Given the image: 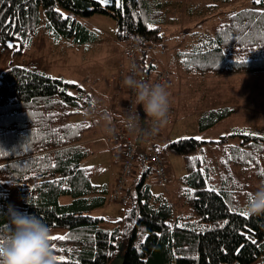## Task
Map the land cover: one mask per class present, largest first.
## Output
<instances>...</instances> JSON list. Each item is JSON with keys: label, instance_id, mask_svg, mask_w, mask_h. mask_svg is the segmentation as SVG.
<instances>
[{"label": "trees", "instance_id": "obj_1", "mask_svg": "<svg viewBox=\"0 0 264 264\" xmlns=\"http://www.w3.org/2000/svg\"><path fill=\"white\" fill-rule=\"evenodd\" d=\"M123 2L122 12L114 3L104 5L100 0H0V49L9 48V43L17 46L15 53L30 47L39 33L42 12L55 38L75 44L96 38L79 17L97 13L116 19L120 41L165 43L167 0ZM260 9L253 1L251 7L219 21L210 33L195 31V39H188L177 52L183 69L194 75L264 71ZM144 64L148 83L157 66L148 58ZM67 81L17 65L0 74V235L10 230L8 214L13 212L36 215L51 230L64 229L54 236L71 239L52 241L54 253L78 264H264V214L247 218L239 214L254 193L251 182L264 181L260 174L264 132L241 127L218 140L180 138L163 146L164 153L181 154L187 164L177 205L152 192L148 182L152 171L141 152L125 202L126 216L108 230L102 226L105 218L94 214L108 203L107 184L94 181L101 168L81 165L92 153L84 137L93 130V122L72 120L74 114L92 113L96 99L82 84ZM233 112L232 107L204 111L199 128H211ZM234 139L238 141L232 143ZM208 144L230 147L223 148L217 166L200 154ZM200 156L202 163L191 159ZM13 185L22 196L17 211L9 204Z\"/></svg>", "mask_w": 264, "mask_h": 264}, {"label": "rangeland", "instance_id": "obj_2", "mask_svg": "<svg viewBox=\"0 0 264 264\" xmlns=\"http://www.w3.org/2000/svg\"><path fill=\"white\" fill-rule=\"evenodd\" d=\"M167 1L169 5L166 8L167 13L164 22V31L167 34L165 41L167 52L164 66H168L172 71L171 81L175 71L176 80L173 84L175 91L173 92L179 111L176 120L168 124L171 128V139L200 137L199 140L204 141L218 140L223 135L230 134L233 129L241 127H247L254 132H264V71L258 72L254 76H247L250 80L242 83L240 88L242 93L240 92V94L243 96L241 99L245 100L247 90H251L253 96L248 98L247 103L243 101L239 104L242 107L245 102V107L241 111L239 110L235 115L211 128L201 130L199 118L202 112L215 105V89L212 85L216 82L215 79L219 77L215 74H209L206 76L209 77L207 79L200 75L187 73L181 68L177 57L179 48L184 47L188 39L194 37L195 31L210 33L216 24H219V21L224 20L236 10L251 7L255 0H232L225 3L216 0ZM205 5L210 7L203 10L202 7ZM79 19L96 33V38L86 45H77L64 38H55L48 29L46 16L42 12L39 33L30 47L21 53L14 52L17 46L0 49V74L10 65L44 70L54 77L82 84L95 97L96 107L101 100L105 104L113 103V106L118 110L120 108L121 111L123 94L118 90L117 76L120 69L126 66L127 59L125 56L126 42L117 38V21L110 15L99 13L86 17L80 16ZM237 88H239V84L236 86ZM248 107H253L254 112L247 109ZM90 117H92L91 113L74 114L72 120H89ZM103 136V132H87L84 137V139L92 137L95 140L93 144H89L92 153L82 160L81 165L101 166L104 169L102 176L94 177L95 182H98V179L102 177L111 181L118 165L115 162L113 150L110 151L107 146L112 147V145ZM234 141L238 140H231L232 143ZM223 148L208 144L200 154L207 158L209 164L217 166L221 163L225 149ZM229 148L227 146L225 150H229ZM165 154L172 170L173 178H171L170 183L161 184L153 175L148 177V182L154 194L168 196L177 205L179 189L176 188L181 187V179L188 172L187 164L181 154L171 151ZM262 166L264 167V162ZM134 179L135 175L132 181ZM252 182L253 188L251 190L255 192L261 182L255 179ZM21 203L22 196L18 187L13 185L10 189V207L17 211L21 208ZM127 207L129 205L123 202L108 201L105 207L96 210L94 214L102 215L105 218L102 226L111 230L116 221L126 216ZM64 232V229H52V236Z\"/></svg>", "mask_w": 264, "mask_h": 264}, {"label": "clouds", "instance_id": "obj_3", "mask_svg": "<svg viewBox=\"0 0 264 264\" xmlns=\"http://www.w3.org/2000/svg\"><path fill=\"white\" fill-rule=\"evenodd\" d=\"M123 84L131 89L134 98L129 114L121 120L130 134L152 137L170 123V92L166 84H150L127 76ZM142 105L146 119L141 123L137 106ZM93 102L92 113H96ZM100 120L105 122V131L111 132V117L106 109L99 110ZM249 217L264 214V181L249 194L244 206ZM11 228L0 235V264H57L58 257L52 248L51 228L36 215L8 214Z\"/></svg>", "mask_w": 264, "mask_h": 264}, {"label": "built area", "instance_id": "obj_4", "mask_svg": "<svg viewBox=\"0 0 264 264\" xmlns=\"http://www.w3.org/2000/svg\"><path fill=\"white\" fill-rule=\"evenodd\" d=\"M166 52L167 46L165 43H141L137 39L126 42L125 56L127 64L120 69L117 76L118 90L123 94L121 119L118 124H111V132L107 131L105 134L106 141L115 149V162L119 164L115 183L108 196V200L111 202L125 203L128 200V183L137 172L141 152H143L144 163L151 169L152 175L159 183L169 184L171 181V167L168 165L166 154L162 151L160 144L162 130L152 137H141L138 143L137 138L139 135L130 134L121 123V120L129 114L132 107L131 100L134 98L133 91L123 84L124 79L132 75L135 79L144 81L146 79L144 60L148 58L151 64L157 66L151 72V80L148 83L170 84L172 71L167 67L157 65L158 55H163ZM136 110L140 115L143 126L146 119L143 106L138 105ZM175 114V109L170 107V123L174 121Z\"/></svg>", "mask_w": 264, "mask_h": 264}, {"label": "crops", "instance_id": "obj_5", "mask_svg": "<svg viewBox=\"0 0 264 264\" xmlns=\"http://www.w3.org/2000/svg\"><path fill=\"white\" fill-rule=\"evenodd\" d=\"M82 45H86V44H82ZM165 61H166V53L163 54V55H158V57H157V65L158 66L162 65V67H168V66H164L165 65ZM126 64H127V60H126ZM179 64H180V62H179ZM181 68H183V67H181ZM259 72H262V71H259ZM256 73H258V72H238V73H228V74L215 75V76L219 77V78L215 79L216 82L212 85L214 87V89H215V92H214V103H215V105L212 108L210 106H208L210 108L205 110V111H208V110L213 109V108H218V107H232V108L235 109V112H233L229 117L235 115L237 112H239V110L241 111V109H243L245 107V102L247 103L248 98L253 96V94H251V90H247L248 92L245 95V100L241 99V97L243 96L242 94H240V92L242 93V91L240 89L241 85H242V83H244V82L246 83V81L250 80V78H248L247 76H254V75H256ZM173 75H174L173 76V80L170 82V84L167 85L168 86L167 90L171 94L170 95V104H171V106L173 108H175V113H176L175 114V119H174V121H175L176 117L178 115V112H179L178 111V104H177V101L175 100L176 98H175V94L173 92V91H175L174 90L175 89V85L173 86V84H174V82L176 80L175 79V71H174ZM208 75L209 74L200 75V76H202V78H203V77H206ZM238 84H239V88L236 89V86ZM173 87H174V89H173ZM243 101H245V102H244L243 106L240 107L239 104L241 102H243ZM101 102L103 103L102 105H101ZM252 108L253 107H248L247 109L253 111ZM96 109H97L96 113H91L92 117H90V119H89V121L93 122V130H91L90 132H103V135H104L103 137L105 138V134L107 133V131H105V122L103 120H100L99 124L96 123V121L98 119H100L99 110L100 109H106L108 111V113H109V115L111 117V120H112L111 124H118L120 122L121 111H120V108H119V110L116 109L113 106V103L105 104L104 101H101V100H100L99 104L97 105ZM226 119H224V120H226ZM224 120H222V121H224ZM222 121H220V122H222ZM170 131H171V128L169 127V125H167L164 129H162V134H161V139H160L161 147L165 146L168 142H170L172 140H175V139H171V132ZM94 140H95V138L91 137V138H88V139H84V142L87 143V144H93ZM107 146L110 149V151L113 150L112 153H114V151H115L114 147L113 146L110 147L109 145H107ZM100 168H101V166H100ZM103 171H104V169L102 167L101 171L96 176H102V174L104 173ZM118 171H119V164L117 165L115 176L113 177V179L111 181L107 180L105 177H102V178L98 179V183L107 184V186H108V196H109V194H110V192H111V190L113 188V185L115 183ZM151 175L152 174H150V176ZM132 178L129 180V183H128V187L129 188L131 186V183L133 182ZM171 178H173L172 170H171ZM130 181H131V183H130ZM176 189L180 190L181 187L179 186V188H176Z\"/></svg>", "mask_w": 264, "mask_h": 264}, {"label": "snow or ice", "instance_id": "obj_6", "mask_svg": "<svg viewBox=\"0 0 264 264\" xmlns=\"http://www.w3.org/2000/svg\"><path fill=\"white\" fill-rule=\"evenodd\" d=\"M100 2H101V4H104V5H109V4L114 3L115 4V7L118 8V9H120L122 12H123L124 7H125V2H123V0H100ZM255 3L257 5H261L260 15L264 16V0H255ZM61 15H63V14H61ZM133 15H135V13ZM65 19H67V17H65ZM148 27L151 28V27H153V25L149 24ZM8 47L9 48H12V47H15V45L12 44V43H9ZM182 55H184V54H182ZM240 63H246V61H240ZM66 83L75 84L76 82L75 81H67ZM68 95H72V93H68ZM243 135H245V136H249V135L256 136L258 134L245 132V133H243ZM196 139H201V138L200 137H197ZM157 151H159V149H157ZM0 154H3V153L0 152ZM249 155H251V154H249ZM240 158L243 159V156H241ZM191 159L193 161L199 160L202 163L204 158L202 156H200V157H193ZM53 166H55V165H53ZM260 174L261 175H264V168H262L260 170ZM209 191H214V189H209ZM239 214L241 216L245 217V218L248 217V214L246 212H241ZM68 239H71V237L70 236H51L50 237V240L51 241H57V240H59V241H65V240H68ZM253 243H256V241L253 240ZM52 248H53V250H56V245L55 244H52ZM59 251H64V249L61 248V249H59ZM68 251H71V249H68ZM58 260H60L62 262V264H78V262H75V261L65 260L64 257H58Z\"/></svg>", "mask_w": 264, "mask_h": 264}, {"label": "water", "instance_id": "obj_7", "mask_svg": "<svg viewBox=\"0 0 264 264\" xmlns=\"http://www.w3.org/2000/svg\"><path fill=\"white\" fill-rule=\"evenodd\" d=\"M140 140H141V136H139V137L137 138V142L139 143Z\"/></svg>", "mask_w": 264, "mask_h": 264}]
</instances>
